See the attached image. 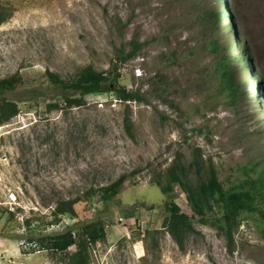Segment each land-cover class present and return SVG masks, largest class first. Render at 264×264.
I'll use <instances>...</instances> for the list:
<instances>
[{"label":"rangeland","instance_id":"1","mask_svg":"<svg viewBox=\"0 0 264 264\" xmlns=\"http://www.w3.org/2000/svg\"><path fill=\"white\" fill-rule=\"evenodd\" d=\"M223 3L230 19L218 17L219 35L201 12L222 9L220 0H0V81L20 78L4 89L0 83V94L18 106L0 125V264L59 262V254L29 241L31 232L65 225L76 232L74 218L53 213L55 200L120 176L123 189L111 201L94 196L76 205L81 218L94 215L104 225L106 239L90 246L89 264H264L258 215L244 213L231 241L194 221L180 249L163 226L164 203L191 215L186 194L176 183L165 193L154 184L179 153L211 162L225 187L244 177L243 167L264 165V0ZM216 33L261 77L246 81L239 62L237 97L209 44ZM132 40L147 42L120 61ZM86 66L115 70L118 84L140 88L143 101L122 102L107 91L75 95L65 106L47 72L70 79ZM158 74L169 88L158 83L151 92Z\"/></svg>","mask_w":264,"mask_h":264},{"label":"trees","instance_id":"2","mask_svg":"<svg viewBox=\"0 0 264 264\" xmlns=\"http://www.w3.org/2000/svg\"><path fill=\"white\" fill-rule=\"evenodd\" d=\"M220 1L222 9L215 11L213 6V10L208 7L201 12V18L208 20L210 32H217L219 35H221L222 27L219 24L218 17L230 19L227 10L224 8L223 0ZM2 15L0 12L1 20H3ZM230 22L226 26L229 25L231 27ZM217 33L214 34L215 38L212 37V34H209V44L220 55L218 66L224 85L229 89L233 97H237L239 86L236 75L240 73L239 62L243 64L242 67L245 73L249 71L247 72L246 81L251 79L254 84H258L261 81V77L257 76L259 77L258 79L255 76L249 60L244 55L231 54L229 49L234 45H230L229 42L221 43ZM146 42L132 40L129 50H121L119 52L120 61L133 58ZM234 42L237 43L238 49L241 48L243 52L249 53L246 50L245 43L240 42L237 38H234ZM118 77L119 73L115 70L114 72H105L96 70L92 66L82 68L70 79H62L53 72H47L48 81L52 86L58 88L67 107L74 105V102H76L75 95L107 91H113L115 96L122 102L143 101L144 98L139 91L140 88L127 90L118 84ZM19 81L20 78L18 76L12 75L1 79L0 83L4 89ZM149 83L151 84V92L156 91L155 85L158 83H160L159 87L163 86L160 90L169 88V84L163 74L151 77ZM259 100L263 107L264 98L259 96ZM162 101L168 102L165 99ZM168 103L173 106L171 102ZM54 107H58V104H55ZM262 107L261 113L263 111ZM17 113L18 106L16 103L0 94V125L7 123ZM125 120L128 122V117ZM242 173L244 177L241 179L237 178L235 185L225 187L218 180L216 170L211 162L206 164L201 155L196 156L195 152L191 153L188 158L184 154L179 153L169 166L165 168L163 173L154 180V184L163 193L170 191L171 185L176 183L186 194L191 215L182 211L180 206L172 201L164 203L167 215L164 217L163 226L180 249L184 247L186 235L195 231L194 221L201 224L209 223L229 241L232 240L235 229L238 228L241 220L244 219L242 217L244 213L253 216L258 215L263 219L264 224V165L260 166L258 162H253L249 166L243 167ZM124 181L125 176H120L108 184H102L97 180L82 191L58 197L54 202L53 213L55 215H69L74 218L76 224L80 223L76 232L73 231V225H65L62 230L57 232H31L34 235L29 241L34 246L59 254L61 259L54 264H89L91 261L90 246L104 242L106 239L104 225L102 220L94 215L89 218H81L76 205L86 200L91 201L94 196H98L103 203H107L123 189ZM139 205L148 210L154 207L153 204L147 205L144 202ZM259 234L264 241V225L260 226ZM76 236L80 239L79 242H77ZM74 244H76V249L68 253L69 247Z\"/></svg>","mask_w":264,"mask_h":264}]
</instances>
